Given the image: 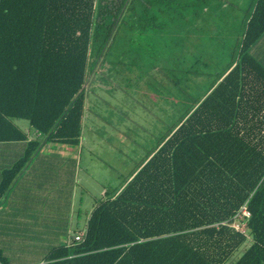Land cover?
<instances>
[{
  "label": "trees",
  "instance_id": "obj_1",
  "mask_svg": "<svg viewBox=\"0 0 264 264\" xmlns=\"http://www.w3.org/2000/svg\"><path fill=\"white\" fill-rule=\"evenodd\" d=\"M227 1L0 0V142H26L2 174L0 195L44 146L81 144L91 86L120 27L138 33L179 20L184 45L200 40L205 49L194 61L158 66L171 84L186 82L179 88L189 105L41 264H264V0L243 12L219 73L214 30L226 26L215 8ZM193 24L207 26L205 37L191 40ZM200 76L208 90L192 98L189 82ZM243 206L251 214L244 233L234 227Z\"/></svg>",
  "mask_w": 264,
  "mask_h": 264
},
{
  "label": "rangeland",
  "instance_id": "obj_2",
  "mask_svg": "<svg viewBox=\"0 0 264 264\" xmlns=\"http://www.w3.org/2000/svg\"><path fill=\"white\" fill-rule=\"evenodd\" d=\"M250 1L228 0L219 10L215 8L217 22L223 21L222 26H226L222 31L214 30L216 40L222 38L218 45L223 54L215 55L212 67L219 73L231 62V44L239 38V22ZM187 21L193 23L190 18L183 22ZM167 23L164 29H144L138 33L133 28L120 27L111 46L110 63L100 66L91 86L90 110L81 144L66 148L74 151L78 160L73 207L77 215L80 213L82 225L107 191L124 184L190 103L179 88L186 82L181 85L174 78L176 84H171L163 75L165 72L158 71V66L173 67L174 63L180 65L183 59L194 61L205 49L195 44L200 40L184 45L180 35L184 30L182 22ZM205 29L206 25L196 26L191 40L205 37ZM220 33L224 36L220 37ZM209 82L205 76L190 81L191 97H203ZM18 124L23 128L29 126L26 120H19ZM73 221H76L75 216ZM78 229L74 225L71 231L75 233Z\"/></svg>",
  "mask_w": 264,
  "mask_h": 264
},
{
  "label": "crops",
  "instance_id": "obj_3",
  "mask_svg": "<svg viewBox=\"0 0 264 264\" xmlns=\"http://www.w3.org/2000/svg\"><path fill=\"white\" fill-rule=\"evenodd\" d=\"M259 53L264 59V47ZM25 145L0 142V181ZM66 148L44 146L10 190L0 195V255L6 264H41L50 249L69 244L74 225L79 229L85 225L73 207L78 160Z\"/></svg>",
  "mask_w": 264,
  "mask_h": 264
},
{
  "label": "built area",
  "instance_id": "obj_4",
  "mask_svg": "<svg viewBox=\"0 0 264 264\" xmlns=\"http://www.w3.org/2000/svg\"><path fill=\"white\" fill-rule=\"evenodd\" d=\"M251 217L250 212L247 210L246 206H243L242 209L240 210L239 215L237 216V220H239L241 223H236L234 224V227L239 230L240 232H245V227L247 224V221ZM242 225V226H241ZM84 233L81 232L75 236L76 241H80L83 237Z\"/></svg>",
  "mask_w": 264,
  "mask_h": 264
}]
</instances>
